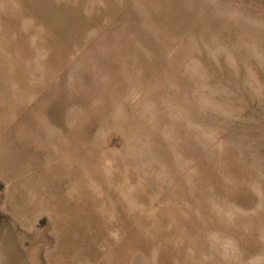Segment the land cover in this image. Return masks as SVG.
<instances>
[{
	"label": "rangeland",
	"instance_id": "1",
	"mask_svg": "<svg viewBox=\"0 0 264 264\" xmlns=\"http://www.w3.org/2000/svg\"><path fill=\"white\" fill-rule=\"evenodd\" d=\"M0 0V264H264V0Z\"/></svg>",
	"mask_w": 264,
	"mask_h": 264
},
{
	"label": "crops",
	"instance_id": "2",
	"mask_svg": "<svg viewBox=\"0 0 264 264\" xmlns=\"http://www.w3.org/2000/svg\"><path fill=\"white\" fill-rule=\"evenodd\" d=\"M16 1H17V3H15V4H21V3H20L21 0H16Z\"/></svg>",
	"mask_w": 264,
	"mask_h": 264
}]
</instances>
